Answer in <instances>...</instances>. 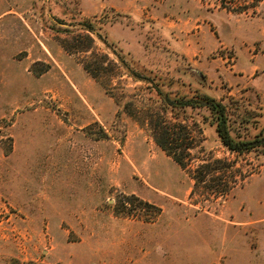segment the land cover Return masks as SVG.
<instances>
[{
    "label": "rangeland",
    "instance_id": "obj_1",
    "mask_svg": "<svg viewBox=\"0 0 264 264\" xmlns=\"http://www.w3.org/2000/svg\"><path fill=\"white\" fill-rule=\"evenodd\" d=\"M156 86L261 135L264 0H0V264H264V145L229 152ZM155 121L186 127L188 170Z\"/></svg>",
    "mask_w": 264,
    "mask_h": 264
},
{
    "label": "trees",
    "instance_id": "obj_2",
    "mask_svg": "<svg viewBox=\"0 0 264 264\" xmlns=\"http://www.w3.org/2000/svg\"><path fill=\"white\" fill-rule=\"evenodd\" d=\"M134 78L139 80H144L145 77H141L139 74L132 75ZM153 94L157 97V99L162 102V104L166 108H203L207 109L212 115V122L215 126V130L221 140V143L224 147L231 153H244L247 151H251L255 148L264 145V132L261 135L256 136L253 139H243L237 140L233 137L230 131L229 118L227 114L226 106L206 95V94H196L194 97L189 99L185 98H172L169 93H164L160 87L156 86L153 89ZM166 111V109H165ZM155 126L152 127L154 131L155 142L159 145V147L165 151V153L170 156L183 170H188L189 164L188 162L191 160V151L195 148L194 144L191 142V136L188 132L185 137L179 134L177 131V127L186 131V127L183 125L176 126L174 124L166 121L164 123H159L155 121ZM171 126V127H170ZM221 161L215 160V163H220ZM212 164L209 161L201 163L194 170L196 172L195 180L197 183L206 180V176L213 172H220L221 168H212ZM216 179L213 180V182ZM216 187L219 188L223 186V189L220 191L224 194L228 192L230 189V185L223 184L221 179H217Z\"/></svg>",
    "mask_w": 264,
    "mask_h": 264
}]
</instances>
